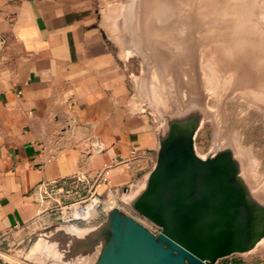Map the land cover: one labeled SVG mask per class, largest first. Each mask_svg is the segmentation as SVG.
<instances>
[{
    "label": "crops",
    "instance_id": "obj_1",
    "mask_svg": "<svg viewBox=\"0 0 264 264\" xmlns=\"http://www.w3.org/2000/svg\"><path fill=\"white\" fill-rule=\"evenodd\" d=\"M107 2L0 0V250L10 264H28L14 247L48 217L39 209L42 183L102 174L127 185L157 149L156 129L132 110L124 63L101 23ZM65 230L69 246L84 251L71 263L94 264L103 242ZM61 245L55 251L69 247ZM52 255L46 264H64Z\"/></svg>",
    "mask_w": 264,
    "mask_h": 264
},
{
    "label": "water",
    "instance_id": "obj_2",
    "mask_svg": "<svg viewBox=\"0 0 264 264\" xmlns=\"http://www.w3.org/2000/svg\"><path fill=\"white\" fill-rule=\"evenodd\" d=\"M181 4L175 5L183 11ZM151 16L146 42L165 74L175 77L177 97H164L161 91L162 102L150 97L160 121L156 163L143 184L124 187L121 202L158 231L138 221L113 197L115 207L97 230L108 229L111 237L103 242L94 264H217L234 254H248L264 242V190L252 181L251 162L233 136L205 155L196 149L198 129L210 114V91L197 56L200 20L188 17L187 23L179 24L191 29L185 28L173 43L170 33L182 27L157 28L160 23ZM193 103H199L200 110L197 119L189 121L185 117Z\"/></svg>",
    "mask_w": 264,
    "mask_h": 264
},
{
    "label": "rangeland",
    "instance_id": "obj_3",
    "mask_svg": "<svg viewBox=\"0 0 264 264\" xmlns=\"http://www.w3.org/2000/svg\"><path fill=\"white\" fill-rule=\"evenodd\" d=\"M217 1L219 0H190L185 6L183 5L181 13V17L188 15L189 18L200 20V26L197 27L196 32L198 34L196 38L202 41L198 48L199 53L197 52L199 68L203 70L202 74H205V69L209 67L217 76L215 86L209 90L210 114L196 138V149L200 155H205L216 143L233 136L237 139V144L244 149L248 161L251 162L252 181L258 189L264 190V104L259 101L264 95L257 97L258 92L261 91L251 89V84L237 85L243 79L249 80L250 75L246 74L247 70L241 68L240 65L239 72L228 65L229 58L231 59L228 52L231 51L232 46L235 47L237 44L234 45V40L227 37L229 32L231 33L239 26L243 33L252 32L258 35L259 41L263 39L264 0H222L224 2L220 5H217ZM151 3H153L152 0H108L99 10L101 23L108 34L112 49L121 56L125 66L126 79L130 88L131 108L136 114L139 113L150 120L157 135L160 121L150 105V97L156 99L161 91L164 97L171 94L176 98L177 84L172 73L165 74L166 70L162 62L155 61L152 57L155 51H152L146 42L145 34L151 24L150 11L147 8ZM177 27H182V29L174 33H182L185 28L191 29V26L186 24L173 25L171 29ZM168 40L173 43L177 42L175 37L168 38ZM253 51H256V47ZM203 81L207 87L212 82V78L206 77L205 74ZM226 82L230 86L221 95L222 85ZM157 149L151 151V163L145 169H139L135 173V178L127 185L113 186L102 174H99L89 176L100 180L92 192H89L87 187L72 189L65 194L51 193V197L40 198L44 205L41 204L39 209L46 211L48 217L40 221L30 232V241L21 243L19 247L16 244L14 247L15 250H22L21 259L28 264H46V257L49 255L52 257L55 252H57V257L59 254L62 258L65 257L62 250L55 251V249L61 244L69 246L67 236L70 237L72 234L66 233L65 229L71 226L81 232L91 233L89 236L97 233L96 231L108 220L109 211L113 207L111 198H118L122 207L121 198L124 197V187L144 183L146 176L155 166ZM136 153L133 151L132 154ZM90 198H99V202L92 209L88 219H67L65 217L66 212H69L67 207ZM38 203L40 204L39 201ZM62 228L64 232L60 235L59 231ZM76 237L78 236L74 238ZM53 239L56 241L55 245ZM74 253L70 251L68 255ZM262 260H264V242L260 243L254 252L251 251L245 255L234 254L220 259L217 264H263Z\"/></svg>",
    "mask_w": 264,
    "mask_h": 264
},
{
    "label": "bare ground",
    "instance_id": "obj_4",
    "mask_svg": "<svg viewBox=\"0 0 264 264\" xmlns=\"http://www.w3.org/2000/svg\"><path fill=\"white\" fill-rule=\"evenodd\" d=\"M153 3L147 8L148 11H150L151 17L153 20H156V23H160V25H157V28L160 26L163 30L171 31L169 26L172 25H179L182 23H187L188 15L185 18H180L179 13H182V8L179 9L176 3H183L179 5L180 7H184L187 3L190 2V0H152ZM224 1L219 0L217 1V5L222 4ZM230 4V3H228ZM184 5V6H183ZM177 8V9H176ZM174 16L177 19H174ZM172 17V18H171ZM237 26V24H236ZM160 27V28H161ZM238 27V29H237ZM236 28L229 32L227 34L228 39L234 40L233 44H237L235 47L232 46L231 51L228 52L231 56V59L229 58V66L234 69L236 72H239V68L247 70L246 74L250 75L249 80L243 79V81L237 85H250L251 89H260L261 92H258L259 94L257 97H261L264 95V38L258 39V35L252 32H245L243 33L241 30V27L237 26ZM171 36H174L176 38H181L182 34L180 33H170ZM221 35V34H220ZM239 45V46H238ZM256 47V51H253V49ZM228 55V56H229ZM232 56L234 58H232ZM234 64H232V62ZM240 65V66H239ZM206 77L210 76L212 78V82L207 85L208 90L213 89L215 86L214 83L216 82L217 76L214 71L211 69L206 68L205 69ZM204 74V75H205ZM246 77V75H245ZM240 82V81H238ZM229 83L226 82V84L222 85L221 95L224 94V92L229 87ZM161 98L157 96V101L159 102ZM261 103L264 104V96H262L259 100ZM162 102V100H161ZM99 202V198L95 199H87L84 201H81L79 203L73 204L70 207H67L69 209V212H66L65 217L67 219H83V218H89L90 213L92 209H94ZM112 208L115 207V200L114 198H111ZM122 208L124 210L127 209V212L132 211L128 205L123 204ZM111 212V210L109 211ZM149 224V223H148ZM149 226H152L150 223ZM19 257H17L18 259Z\"/></svg>",
    "mask_w": 264,
    "mask_h": 264
},
{
    "label": "built area",
    "instance_id": "obj_5",
    "mask_svg": "<svg viewBox=\"0 0 264 264\" xmlns=\"http://www.w3.org/2000/svg\"><path fill=\"white\" fill-rule=\"evenodd\" d=\"M99 179L91 178L86 175H75L66 179H62L59 181H53L50 183H42L38 189L37 192L40 196V198H45L47 196L51 197V193H59V194H65L69 193L72 189H79V188H89V192H92L96 189V187L99 184ZM133 217H135L138 221L141 223L147 225L150 227L153 231L157 232L158 228L155 227L150 221L145 219L142 215H139L138 213L134 212L133 210L129 212ZM136 213V214H135ZM151 223L152 226H149ZM4 240L3 236H0V242L2 243ZM0 243V244H1ZM0 264H10L6 262L4 253L0 250ZM13 264H19L17 261H15Z\"/></svg>",
    "mask_w": 264,
    "mask_h": 264
},
{
    "label": "flooded vegetation",
    "instance_id": "obj_6",
    "mask_svg": "<svg viewBox=\"0 0 264 264\" xmlns=\"http://www.w3.org/2000/svg\"><path fill=\"white\" fill-rule=\"evenodd\" d=\"M189 109V113L186 115V119H190L189 121H194L196 120V116H198V113H199V110H200V107H199V103H193L192 105L188 106ZM204 124V123H203ZM203 124L201 127H199L198 129V132H197V135H196V138L199 136L200 132L202 131L203 129ZM240 149L244 150L243 148L240 147ZM244 152V151H243ZM111 237V232L108 230V229H104L102 230L101 232H97V233H94L92 236H91V242H92V245H95V244H98L99 241H102V242H105V241H108ZM248 242H244V244H247ZM91 244H89V249H90V246ZM79 244H71L67 250L63 251L64 254L66 255L65 257L62 258V261L64 262V264H72L71 262L74 260L73 257H78L80 254H84V251H80L79 250ZM68 251V252H67ZM75 252L74 254L72 255H68L69 252Z\"/></svg>",
    "mask_w": 264,
    "mask_h": 264
}]
</instances>
